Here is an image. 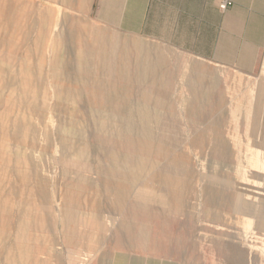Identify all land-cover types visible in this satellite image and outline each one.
Returning a JSON list of instances; mask_svg holds the SVG:
<instances>
[{
	"label": "rangeland",
	"instance_id": "rangeland-1",
	"mask_svg": "<svg viewBox=\"0 0 264 264\" xmlns=\"http://www.w3.org/2000/svg\"><path fill=\"white\" fill-rule=\"evenodd\" d=\"M100 7L0 0V264H264V28L166 45Z\"/></svg>",
	"mask_w": 264,
	"mask_h": 264
},
{
	"label": "crops",
	"instance_id": "crops-1",
	"mask_svg": "<svg viewBox=\"0 0 264 264\" xmlns=\"http://www.w3.org/2000/svg\"><path fill=\"white\" fill-rule=\"evenodd\" d=\"M100 0V10L116 14L119 29L131 35L156 39L162 44L234 45L258 42L242 39L259 36L264 28V0ZM254 30V33L251 32ZM212 59L218 60V50Z\"/></svg>",
	"mask_w": 264,
	"mask_h": 264
},
{
	"label": "built area",
	"instance_id": "built-area-1",
	"mask_svg": "<svg viewBox=\"0 0 264 264\" xmlns=\"http://www.w3.org/2000/svg\"><path fill=\"white\" fill-rule=\"evenodd\" d=\"M231 6V2L229 0H221L218 4V9L221 12L226 11Z\"/></svg>",
	"mask_w": 264,
	"mask_h": 264
},
{
	"label": "bare ground",
	"instance_id": "bare-ground-1",
	"mask_svg": "<svg viewBox=\"0 0 264 264\" xmlns=\"http://www.w3.org/2000/svg\"><path fill=\"white\" fill-rule=\"evenodd\" d=\"M29 8V7H28ZM143 45V44H142ZM43 56V55H42ZM50 58V57H49ZM56 76V75H55ZM18 261V260H17Z\"/></svg>",
	"mask_w": 264,
	"mask_h": 264
}]
</instances>
